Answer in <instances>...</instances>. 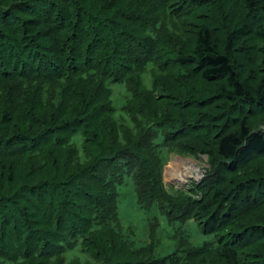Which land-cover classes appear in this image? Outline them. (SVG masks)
Returning <instances> with one entry per match:
<instances>
[{"label": "trees", "instance_id": "obj_1", "mask_svg": "<svg viewBox=\"0 0 264 264\" xmlns=\"http://www.w3.org/2000/svg\"><path fill=\"white\" fill-rule=\"evenodd\" d=\"M0 264H264V0H0Z\"/></svg>", "mask_w": 264, "mask_h": 264}, {"label": "rangeland", "instance_id": "obj_2", "mask_svg": "<svg viewBox=\"0 0 264 264\" xmlns=\"http://www.w3.org/2000/svg\"><path fill=\"white\" fill-rule=\"evenodd\" d=\"M114 91V100L116 105H119L124 94H127L124 85L112 84ZM126 90V91H125ZM206 156L200 159L193 157L172 155L168 164L164 169V182L170 188H187L192 182H201L205 176L207 167ZM195 170V171H194ZM192 171H194L192 173ZM130 187L124 188L120 191L119 212L122 225L125 229H130L133 233V239L140 245L149 242V231L147 226L150 222L149 215L142 211L136 202V195ZM159 228L157 231L158 246L156 254L159 257L167 256L175 250L174 235L178 229L177 225H169L167 221L158 215ZM190 234L191 244L194 246L202 245L205 241L214 239L209 235H204L200 232L197 224L194 221L188 222L186 225Z\"/></svg>", "mask_w": 264, "mask_h": 264}, {"label": "bare ground", "instance_id": "obj_3", "mask_svg": "<svg viewBox=\"0 0 264 264\" xmlns=\"http://www.w3.org/2000/svg\"><path fill=\"white\" fill-rule=\"evenodd\" d=\"M194 171H195V170H194ZM194 171H192V173H193Z\"/></svg>", "mask_w": 264, "mask_h": 264}, {"label": "water", "instance_id": "obj_4", "mask_svg": "<svg viewBox=\"0 0 264 264\" xmlns=\"http://www.w3.org/2000/svg\"><path fill=\"white\" fill-rule=\"evenodd\" d=\"M206 159H207V157H206Z\"/></svg>", "mask_w": 264, "mask_h": 264}]
</instances>
